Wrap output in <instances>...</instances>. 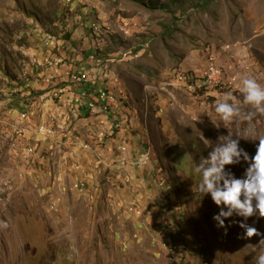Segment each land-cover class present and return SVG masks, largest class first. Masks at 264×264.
Listing matches in <instances>:
<instances>
[{"label":"rangeland","instance_id":"374dc122","mask_svg":"<svg viewBox=\"0 0 264 264\" xmlns=\"http://www.w3.org/2000/svg\"><path fill=\"white\" fill-rule=\"evenodd\" d=\"M43 32L47 47L63 38L68 59L85 70L90 60L99 78L112 79L114 89L103 90L120 108L109 113L111 103L96 99L86 107L135 116L128 137L104 125L87 143L81 137L93 131L77 107L63 128L43 124L44 112L34 116L25 102L18 107L28 120L4 113L19 102L14 83L39 73L25 72ZM211 73L218 84L200 90ZM243 76L264 85V0H0V220L9 224L0 228V264H207L206 254L189 255L196 244L210 264H253L260 237H246L238 224L218 229L219 207L197 190L193 170L229 131L255 153L259 141L247 137L264 135V114L243 104ZM228 92L240 114L225 127L214 105ZM49 128V150H40L38 130L46 138ZM245 167L226 166L238 178ZM158 210L167 214L164 237L146 227L150 216L163 220ZM247 222L264 233V218ZM183 229L196 243L187 251Z\"/></svg>","mask_w":264,"mask_h":264},{"label":"clouds","instance_id":"9594fccd","mask_svg":"<svg viewBox=\"0 0 264 264\" xmlns=\"http://www.w3.org/2000/svg\"><path fill=\"white\" fill-rule=\"evenodd\" d=\"M236 87L242 95L243 104L250 105L257 113L264 114V85L258 83L255 78L243 76ZM214 110L225 127L233 117L240 114V107L231 92L224 94L215 103ZM212 121L216 125L215 121ZM224 137L223 140L219 137L220 142L211 148L207 156L200 158L194 167V172L199 173L200 176L197 190L204 195H210L212 201L219 207V211L212 216L218 229H224L226 234L229 227L238 224L244 229L246 237L253 235L260 237L253 264H264V233L247 222L249 217L253 216L264 218V135L247 137L259 141L255 145L256 150L253 155L240 146L239 139H234L230 131ZM242 162L247 164V167L239 178L231 168H226L227 165H238ZM234 217L242 219H228ZM226 219H228L227 224ZM8 227L6 219L0 220V228ZM174 241L176 244L175 238ZM198 253L206 254V262L210 264L208 252Z\"/></svg>","mask_w":264,"mask_h":264},{"label":"crops","instance_id":"0c3cea01","mask_svg":"<svg viewBox=\"0 0 264 264\" xmlns=\"http://www.w3.org/2000/svg\"><path fill=\"white\" fill-rule=\"evenodd\" d=\"M45 35L46 33L43 32V34L38 36L37 37L38 39H35L36 48L33 47L29 50V55L31 56V63H29L27 72H25L27 74H30L31 71L35 73L36 71H39V73L37 74V76H34L32 80L27 84L22 85L23 82H18V81L14 83V85L16 86L15 91L19 92V94L17 95V97H19L18 98L19 102L16 101L17 103L16 104L14 103L15 104L14 107H12L11 109L7 108V111L5 110L4 113H7V116L11 118H13L14 114H17V116L14 118L17 120H20V119L28 120L29 118H31L30 114H20V109L18 107L20 105H23L21 103L25 102L26 106L31 109L32 111L31 113L34 116H38L40 114V111L42 113L44 112L43 124H47L48 126L53 128L52 125L57 123L59 127L63 128L64 125L66 124L65 118L68 119L69 117L68 116L69 110L71 109V107H77L79 111V116L82 117V120H85L84 123H86L87 126L89 125L90 131H93L89 133L90 136L86 137L87 139L81 137V139L86 140L87 143L91 144L94 139L100 136L99 131L101 130L102 127H104V125L108 127L115 126L116 129L121 128L120 134H119L120 137H123V138L128 137L127 134H129V126L135 125L133 124L135 121V116L131 115V117H127V114H128L127 111L123 110L122 108L121 110H123V113L125 114L122 120H120V117L117 118L114 116L112 118H109L110 116L108 115V112L112 113L113 107H116V108L119 107V104L115 99H112L113 101L110 100L108 102V104L111 103V105L109 104V108L110 107L111 108L106 113L91 112L90 109L80 106V102L82 99L83 100L85 99V96L87 97V99H92L99 94L100 90L109 89L110 87L113 88L112 79L110 78L109 80L105 82L103 78H99L98 74L100 73L94 67V63H92V61L90 60H88L89 64L87 65L89 66V68L88 70H85L83 63L79 65L75 63L74 59L72 58L68 59L67 57H69L68 53L71 49V46H67L65 50L66 53H63V49H65V47L63 46V38L58 39V41L56 40L57 42L56 47H47L46 43L45 44L43 43L45 41ZM37 46H39L41 51L37 49ZM90 57H93V56L91 55ZM66 59H68L71 64L67 62ZM63 64H65V67H66L64 70H63ZM40 67H42V69H40ZM81 70H84L87 73L88 72L91 73L89 74L88 80L84 82L85 84L84 83L83 84H80V83L73 84L74 83L73 76L75 74H78L79 72H83ZM103 73L104 72H101V74ZM40 77H42V80H40ZM94 77H95V80H94ZM27 80L29 79L27 78ZM59 84L60 86L58 87ZM51 92H52V95L60 96V101L58 104L52 99L48 98ZM46 108H49L50 112L46 113L45 112ZM89 112H91V115L87 116ZM128 112L130 113V111ZM92 118H93V121L92 123H90L89 121H91ZM122 121H123V125H121ZM49 129H50V133L46 138H43L42 134H40L38 130L37 134L39 135H38L37 141L40 144L39 145L40 150H43L44 148L48 149V145H50V143H47V140L54 134H52L51 128ZM57 132H61V131L59 130ZM62 135L64 134L62 133ZM62 135L60 136V138L62 137ZM80 144L83 146L85 142H81ZM158 211H159V214L157 215V217L159 216L163 218V220L159 221V219L157 218V220L155 221L154 218L150 216V219L146 220V223H147L146 227L148 228L151 227L153 230H156L155 232L157 234L162 233V236L164 237L165 233L163 231L167 223L166 222L167 219H164V217L167 214L162 212V210H158ZM149 214L152 215V212H150ZM181 220L182 222H187V220H183V218H181ZM175 221H176V218H175ZM176 223H179V221H177ZM150 224L151 226H149ZM193 238H194L193 234L190 232V238L188 240V244L189 243L191 245L196 244L193 241ZM175 239H176V244H178L179 240H177L176 237ZM163 242L164 240L161 241L159 239H156L155 245L157 246L159 250L162 248H166L165 247L166 245L163 244ZM196 245L189 250L191 255H195L196 253L205 250L204 248H202V246L199 247L198 245L197 246Z\"/></svg>","mask_w":264,"mask_h":264},{"label":"built area","instance_id":"2783aa9c","mask_svg":"<svg viewBox=\"0 0 264 264\" xmlns=\"http://www.w3.org/2000/svg\"><path fill=\"white\" fill-rule=\"evenodd\" d=\"M180 76H185V75H180ZM73 78H74L73 80H75L76 83H80V84H83L85 82L84 80H86V81L88 80V78H85V76H83V72H79L78 74H75V77H73ZM218 82H219L218 78L214 75V73L213 74L211 73V75H208L205 79L202 80V83H201V85H199V88L201 90V88L211 87V85L212 86L217 85ZM195 85H197V84H195ZM85 95H86V93H85ZM92 99L101 100V103H108L113 98H112V95L109 93V91L102 89V90H100L99 94ZM86 100H89V99H87V97L85 96L84 101L80 102L81 107H86ZM88 109L91 110L92 108H88ZM42 133L47 134V130H45ZM172 225H174V224H172ZM168 231H169V226L167 227V232ZM183 231L185 232V234H190L189 231H186V229H183ZM177 240H180V239H177ZM185 249L187 250V244H186ZM199 255H201V254L199 253ZM194 261H197V259L192 260L191 263H186V264H194ZM174 264H182V263H180L179 260L174 258Z\"/></svg>","mask_w":264,"mask_h":264},{"label":"bare ground","instance_id":"6f19581e","mask_svg":"<svg viewBox=\"0 0 264 264\" xmlns=\"http://www.w3.org/2000/svg\"><path fill=\"white\" fill-rule=\"evenodd\" d=\"M124 158V157H123ZM124 160V159H123ZM179 225V224H178ZM180 226V225H179ZM178 235V234H177ZM180 235V234H179ZM181 240H179V242H180ZM181 242H183V240L181 241ZM182 247H184V248H186L184 245H182ZM187 251V250H186ZM190 255V254H189ZM204 257V256H203ZM200 261H201V259H200ZM199 261V262H200ZM208 264V263H207Z\"/></svg>","mask_w":264,"mask_h":264},{"label":"trees","instance_id":"16d2710c","mask_svg":"<svg viewBox=\"0 0 264 264\" xmlns=\"http://www.w3.org/2000/svg\"><path fill=\"white\" fill-rule=\"evenodd\" d=\"M86 108V107H85ZM92 112V111H91ZM91 112H89L88 114H87V116H89V115H91ZM177 239H178V237L177 236H175Z\"/></svg>","mask_w":264,"mask_h":264}]
</instances>
